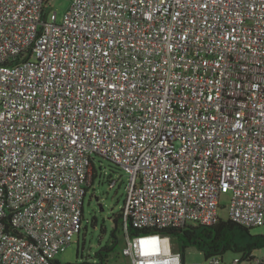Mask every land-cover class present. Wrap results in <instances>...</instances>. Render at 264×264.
I'll list each match as a JSON object with an SVG mask.
<instances>
[{"label": "built area", "instance_id": "2783aa9c", "mask_svg": "<svg viewBox=\"0 0 264 264\" xmlns=\"http://www.w3.org/2000/svg\"><path fill=\"white\" fill-rule=\"evenodd\" d=\"M96 156L128 176L126 264H188L160 229L218 223L226 193L263 225L264 0H71L61 22L0 0V264L80 235Z\"/></svg>", "mask_w": 264, "mask_h": 264}, {"label": "rangeland", "instance_id": "374dc122", "mask_svg": "<svg viewBox=\"0 0 264 264\" xmlns=\"http://www.w3.org/2000/svg\"><path fill=\"white\" fill-rule=\"evenodd\" d=\"M52 11H57V20L61 22L65 13L71 6V0H50ZM95 166L98 171L94 179V185L88 187L84 201V220L80 235H76L73 242L64 250L56 254L53 264H66L69 262H97L96 253L111 243L112 230L115 227L114 216H117L123 209L127 197L128 176L113 161L96 156ZM94 173V171H93ZM110 178L120 180V185L111 188ZM219 216L223 219L229 218L230 194H223L221 197ZM253 236L264 235V224L251 228ZM119 240L116 249L110 253L107 264H126L127 258L123 255L125 237L123 231L119 233ZM238 244L246 246L250 242V236L244 233L237 237ZM179 249L180 244H175ZM256 256H264V248L254 252ZM227 263H233L242 259L243 253L227 251L223 255ZM205 255L196 247L192 246L186 250V262L192 264L203 260ZM241 264H250V261L242 260Z\"/></svg>", "mask_w": 264, "mask_h": 264}, {"label": "trees", "instance_id": "16d2710c", "mask_svg": "<svg viewBox=\"0 0 264 264\" xmlns=\"http://www.w3.org/2000/svg\"><path fill=\"white\" fill-rule=\"evenodd\" d=\"M110 160V159H109ZM112 161V160H111ZM114 162V161H113ZM119 166L116 162H114ZM120 168V166H119ZM93 173V179L97 177L98 171L95 168ZM113 178H110L109 184ZM83 213V220H84ZM115 227L112 230L111 243L100 249L96 253L97 262H69L66 264H107L108 258L111 252H113L119 240V233L123 231V209L117 215L114 216ZM130 231L134 230L130 224ZM251 228L241 226L230 218L223 219L220 217L219 222L209 226H188L185 228H162L160 232L169 235L171 242L175 250L182 252L183 257L186 258V250L189 247H196L199 249L205 257L214 255H224L227 251H237L243 253L241 260L250 261L254 252L258 249L264 248V235L253 236L250 234ZM244 233L250 236V242L246 246L238 244L237 237L239 234ZM180 244L179 249H176L175 244ZM54 263V262H53Z\"/></svg>", "mask_w": 264, "mask_h": 264}]
</instances>
